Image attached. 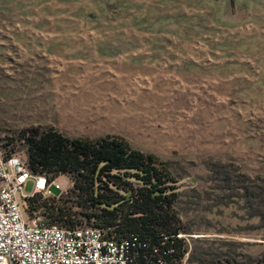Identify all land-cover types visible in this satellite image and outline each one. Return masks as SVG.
Segmentation results:
<instances>
[{
    "label": "rangeland",
    "instance_id": "rangeland-1",
    "mask_svg": "<svg viewBox=\"0 0 264 264\" xmlns=\"http://www.w3.org/2000/svg\"><path fill=\"white\" fill-rule=\"evenodd\" d=\"M12 5L2 9L15 23ZM22 23L30 27L31 18ZM12 32H0V142L7 149L26 157L20 134L31 127L122 136L158 156L177 180L184 264H264V98L248 99L239 112V99L215 98L196 76L150 80L143 67L99 65L78 37L68 49L62 31L52 38ZM258 72L255 65L250 77ZM32 191L28 182L23 192Z\"/></svg>",
    "mask_w": 264,
    "mask_h": 264
},
{
    "label": "crops",
    "instance_id": "crops-1",
    "mask_svg": "<svg viewBox=\"0 0 264 264\" xmlns=\"http://www.w3.org/2000/svg\"><path fill=\"white\" fill-rule=\"evenodd\" d=\"M12 4L15 23L2 9ZM0 7L2 33L62 31L68 49L78 37L99 65L143 67L150 80L196 76L215 98L239 99V112L248 99L264 98V0H0Z\"/></svg>",
    "mask_w": 264,
    "mask_h": 264
},
{
    "label": "trees",
    "instance_id": "trees-1",
    "mask_svg": "<svg viewBox=\"0 0 264 264\" xmlns=\"http://www.w3.org/2000/svg\"><path fill=\"white\" fill-rule=\"evenodd\" d=\"M20 138L33 174L48 181L68 175L72 181L65 194L51 198L58 204L37 195L28 198V209L40 211L47 224L97 227L130 244L132 264H179L185 257V242L178 236L186 232L179 187L158 156L133 148L119 135L89 138L31 127Z\"/></svg>",
    "mask_w": 264,
    "mask_h": 264
},
{
    "label": "built area",
    "instance_id": "built-area-1",
    "mask_svg": "<svg viewBox=\"0 0 264 264\" xmlns=\"http://www.w3.org/2000/svg\"><path fill=\"white\" fill-rule=\"evenodd\" d=\"M28 182L30 195L23 192ZM52 187L60 193L54 195ZM71 187L68 175L48 181L33 174L25 156L0 142V264H132L128 242L109 238L97 227L47 224L28 209V198L57 199Z\"/></svg>",
    "mask_w": 264,
    "mask_h": 264
}]
</instances>
